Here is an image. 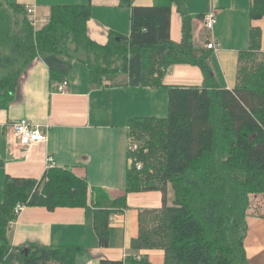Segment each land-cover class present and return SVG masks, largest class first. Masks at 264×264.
<instances>
[{
	"label": "trees",
	"instance_id": "1",
	"mask_svg": "<svg viewBox=\"0 0 264 264\" xmlns=\"http://www.w3.org/2000/svg\"><path fill=\"white\" fill-rule=\"evenodd\" d=\"M133 1L119 0L130 10L128 37L109 32L107 42L100 45L87 36L90 0L51 6L46 22L36 27L29 23L25 6L0 0V108L10 103L26 68L45 55L81 62L89 85L102 87L107 77L125 74L131 87L167 90L165 118L127 121L128 140L138 148L127 152L125 195L112 199L97 190L92 198L85 179L62 168L50 169L38 182L4 177L0 264H77L85 252L82 246L29 245L26 251L10 247L7 229L17 219L16 205L49 212L91 208L98 247L106 248L111 216L127 209L128 194L145 192H159L161 206L138 211V233L130 241L131 250H160L163 264H247L245 208L250 194H264L261 33L249 29L248 47L237 55L235 84L228 90L214 79L207 42L193 46L186 13L181 14L180 41L171 40V6L180 9L183 0H157L152 6H136ZM263 16L264 0H250L249 19ZM175 65L197 67L202 85L165 86L163 77ZM169 189L172 202L167 205ZM125 263L151 264L146 257L99 261Z\"/></svg>",
	"mask_w": 264,
	"mask_h": 264
},
{
	"label": "crops",
	"instance_id": "2",
	"mask_svg": "<svg viewBox=\"0 0 264 264\" xmlns=\"http://www.w3.org/2000/svg\"><path fill=\"white\" fill-rule=\"evenodd\" d=\"M7 3L30 6L39 25L48 18L54 5L86 4L88 0H5ZM91 17L86 24L87 36L104 45L109 32L121 37L129 35L130 10L119 0H90ZM157 0H134L136 6H152ZM250 0H183L180 9L171 6L170 38L181 39V14L191 18L194 47L206 42L219 45L211 54V68L218 86L232 89L235 84L237 55L248 47V32L261 33L260 49L264 52V16L250 20ZM25 9V8H24ZM213 11L216 23L204 30L201 18ZM50 72L54 75L51 77ZM68 82L62 94L55 92L62 81ZM165 86H201L203 78L197 67L175 65L166 72ZM167 115V90L164 88L131 87L125 74L107 77L102 87L89 85L87 69L79 61L56 55L35 59L21 74L19 85L6 108H0V203L5 176L33 179L44 174L46 157H52L54 168L68 169L84 178L92 198L94 191H103L115 199L125 195L127 158V121L134 117L163 119ZM25 120L46 126L45 142L32 144L24 160L15 157L16 142L10 137L9 125ZM170 190V189H169ZM167 191L166 204L172 202ZM36 199L33 198V201ZM127 209L110 218L109 244L100 248L93 231L92 209L57 208L47 211L28 206L9 226L10 247L82 246L85 252L77 264H99L100 260L124 261L146 257L151 264H163L160 250L130 249V241L138 233V211L158 209L159 192L132 193L126 196ZM243 248L247 264H264V217L246 215ZM129 264V263H125Z\"/></svg>",
	"mask_w": 264,
	"mask_h": 264
},
{
	"label": "built area",
	"instance_id": "3",
	"mask_svg": "<svg viewBox=\"0 0 264 264\" xmlns=\"http://www.w3.org/2000/svg\"><path fill=\"white\" fill-rule=\"evenodd\" d=\"M25 13L28 16V21L31 24L32 27H36L39 25V21L36 20L34 17V11L33 8L30 6L25 7ZM46 21L42 22L43 24ZM201 23L206 31H211L213 26L216 23L215 15L213 11H209L206 14H204L201 18ZM205 47L212 52H216L219 48V45L215 42H208L205 44ZM68 88V82L62 81L60 82L56 88L55 92L57 94L64 93ZM49 126H38L31 124L25 120H19L9 125V133L10 137L15 140L16 149L15 151V157L17 160H24L26 158L27 149L32 144H38L46 141L47 138V130ZM138 145L136 143L130 142L128 140L127 144V152H134L137 150ZM137 169L141 168V164H138ZM54 168V160L52 157H46L45 165H44V174H46L50 169ZM45 181H47V178L45 177ZM24 209L23 205H16L14 208V213L18 216L20 212Z\"/></svg>",
	"mask_w": 264,
	"mask_h": 264
},
{
	"label": "rangeland",
	"instance_id": "4",
	"mask_svg": "<svg viewBox=\"0 0 264 264\" xmlns=\"http://www.w3.org/2000/svg\"><path fill=\"white\" fill-rule=\"evenodd\" d=\"M4 12H5L6 18L10 16L8 10L5 9ZM115 66L119 67L118 61ZM245 210H246V215L247 214L248 215H258V216L264 217V194H250L248 196V205L246 206ZM8 230L9 229H7V235H8Z\"/></svg>",
	"mask_w": 264,
	"mask_h": 264
},
{
	"label": "water",
	"instance_id": "5",
	"mask_svg": "<svg viewBox=\"0 0 264 264\" xmlns=\"http://www.w3.org/2000/svg\"><path fill=\"white\" fill-rule=\"evenodd\" d=\"M26 249H27V248H23V250H25V251H26Z\"/></svg>",
	"mask_w": 264,
	"mask_h": 264
}]
</instances>
